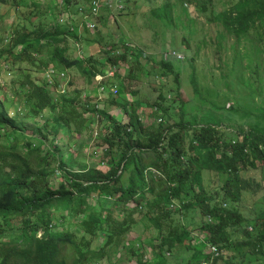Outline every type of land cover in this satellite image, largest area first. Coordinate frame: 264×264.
Segmentation results:
<instances>
[{"label":"trees","instance_id":"1","mask_svg":"<svg viewBox=\"0 0 264 264\" xmlns=\"http://www.w3.org/2000/svg\"><path fill=\"white\" fill-rule=\"evenodd\" d=\"M206 1L204 6L213 7L216 2L222 5L218 20L224 21L239 38L251 33L258 40L264 38V0H236L232 4L228 0ZM23 2L0 0L13 7ZM73 2L64 0V5L68 8ZM185 6H189L188 2ZM166 9L172 10L173 6ZM28 27L16 26L11 46L0 52L10 64L27 62L41 68L38 55L49 51L50 56L68 68L79 67L90 77L98 73L65 52L62 45L74 39L75 28L63 31L62 25L45 24L31 30ZM16 47L21 50L15 52ZM118 47L107 51L103 56L105 63L129 65V50ZM120 50L121 54L115 53ZM39 61L49 65L46 60ZM174 63L161 60L156 66L173 70ZM25 70L18 74L22 80L16 95L31 105V115L38 117L49 110L52 119L45 122L46 134L26 135L21 112L10 116L7 109L0 111V138L4 134L10 139L9 148L0 145V264H86L102 260L113 252L135 221H146L158 230L152 259L144 257L137 248L130 249L136 257L135 264H168L170 255H184L181 250L185 246H189L187 251L195 250L192 260L196 263L203 264L205 259L211 261L208 264L217 263L222 251L233 243L256 248L250 241L255 234L248 229L249 223L264 240V208L253 219L240 207L218 205L211 187L204 184V171L208 169L227 173L228 178L220 187L228 194L225 199L242 202L250 184L242 173L264 165V131L243 128L227 135L217 125L188 119L184 113L179 120L165 124L154 115V121L143 122L138 108L124 109L126 121L101 109V118L92 122L105 120L101 137L110 151L119 152L118 160L107 174H76L68 167V160H64L59 137H63L64 126L69 127L77 119L80 129H88L86 122H91L94 101L79 105L64 96L59 104L55 91ZM80 96L78 93L77 98ZM162 111L170 120L169 106ZM49 134L55 139L52 144ZM109 202L108 207L104 205ZM131 202L133 207L128 206ZM195 209L206 215L200 226L203 237L191 236L192 229L174 217V212L186 215ZM60 222L66 225L61 228ZM100 237L104 242L94 246L93 241ZM209 244L218 246V256L214 257ZM206 247L213 257L205 253L202 258ZM227 264H246V259L229 260Z\"/></svg>","mask_w":264,"mask_h":264},{"label":"rangeland","instance_id":"2","mask_svg":"<svg viewBox=\"0 0 264 264\" xmlns=\"http://www.w3.org/2000/svg\"><path fill=\"white\" fill-rule=\"evenodd\" d=\"M87 1L74 0L68 8L64 0H24L23 5L16 7L0 3V52L11 46L16 26L27 25L31 30L38 24H45L62 25L63 31L75 28L74 39H68L67 45H62L65 52L82 60L84 67L102 74L110 70V64L105 63L103 56L115 45L122 48L125 41L152 55L147 59L134 55L128 59L129 65L116 73L117 78L106 77L102 82L86 76L79 67H66L50 56L49 51L38 55L41 68L27 62L10 64L0 55V111L7 109L10 116L21 112L19 115L27 126L26 135L46 134L48 130L44 125L52 119V113L45 110L40 116H33L29 112L31 105L16 95L22 80L18 74L25 69L55 91L59 104L64 96L71 97L79 105L89 100L93 102L101 92V107L109 115L124 118V121L128 119L124 109L138 108L142 121L148 123L154 121L152 115L158 122L162 120L168 124L179 120L184 113L188 119L206 120L217 125L227 135L243 128L264 131V38L258 40L252 33L240 38L233 34L224 21L218 20L221 4L204 6L206 0H198L199 3L195 0H124V12L103 7L97 16H93L97 28L91 29L77 11L79 4ZM235 1L228 0L230 4ZM185 2L189 6H185ZM168 5L173 9L167 10ZM76 40L80 41L81 50L76 48ZM168 49H175L185 56L182 60L173 59V70L156 66L161 61V53ZM20 50L21 47L14 49L15 52ZM39 60H46L49 65L45 66ZM51 68L54 70L52 83L46 81ZM114 86L119 90L118 95L111 91ZM157 104L159 110L155 112ZM166 105L169 106L170 120L162 111ZM79 120L62 129L59 145L64 160H68V167L76 174L88 171L107 174L118 160L119 152L116 149L110 151L103 143V136L93 138L92 120L86 122L88 129H80ZM104 124L105 120L95 123L100 132ZM48 136L52 138V144L54 136ZM9 140L3 134L0 145L9 148ZM242 175L250 181L242 202L231 203L225 199L228 194L220 187L228 178L227 173L208 169L204 171V184L211 187L212 197L218 205L240 207L246 216L255 219L264 208V165L248 168ZM110 202L104 205L108 207ZM128 206L133 207L134 203ZM174 217L192 229L191 236L203 237L200 226L206 215L202 210L195 209L186 215L177 211ZM249 224L248 229L255 234L250 241L256 244V248L233 243L222 251V258L214 264L240 261L243 257L246 264H264V240L256 235V228L251 230ZM65 225L60 222L61 228ZM69 225L74 227L71 221ZM157 236L158 230L148 222L135 221L131 230L113 247V252L102 260L86 264H135L136 257L130 254L131 248H137L144 257L152 259ZM103 242L100 237L93 241V245L100 246ZM188 248H182L184 255L179 257L170 255L168 264H199L192 260L195 250L187 251ZM203 252L202 258L205 253L211 254L207 247ZM205 262L211 261L205 259L203 264Z\"/></svg>","mask_w":264,"mask_h":264},{"label":"built area","instance_id":"3","mask_svg":"<svg viewBox=\"0 0 264 264\" xmlns=\"http://www.w3.org/2000/svg\"><path fill=\"white\" fill-rule=\"evenodd\" d=\"M103 6H110V7H113L114 6V3L112 0H90V2H88L87 4H84L82 6L79 7V12L81 13V15H83L86 19V22H87V27L91 28V29H94L96 28V23L90 18V17H93V16H97L100 11H101V8ZM115 7L118 9V10H123L124 9V4H123V0H117L115 2ZM76 45L77 47H80V44L78 42H76ZM125 45L127 47H131V44L130 43H125ZM142 57L143 58H146L147 57V53L146 52H142L141 53ZM162 58L166 61L170 60L171 58H177L178 60L180 59H183L184 56L179 53L178 51L176 50H167V51H164L163 54H162ZM120 68L118 65H113L111 66L110 70L108 71V74L107 75H103V74H98L96 76V79L101 81L105 78V76H109V77H113L115 76L116 72L119 71ZM54 70L51 68L49 71H48V75H47V80L48 82L52 83L53 80H52V74H53ZM62 76H65V73L62 72L61 73ZM113 92L114 94H118L119 91H118V88L117 87H114L113 89ZM101 98L102 96L99 95L98 99L96 100V104H95V118L96 119H99L100 118V113H99V110L101 109ZM94 136L95 137H98L99 136V131L97 128H94ZM58 174H60V171H57ZM209 221L212 222L213 221V218L212 217H209ZM252 229V227H251ZM209 249L211 250V252L215 255V256H218L219 253H220V250L218 248L217 245H214V244H209L208 245ZM204 264H208V262H205Z\"/></svg>","mask_w":264,"mask_h":264},{"label":"clouds","instance_id":"4","mask_svg":"<svg viewBox=\"0 0 264 264\" xmlns=\"http://www.w3.org/2000/svg\"><path fill=\"white\" fill-rule=\"evenodd\" d=\"M112 1H113V3H114V6H113V7H110V6H103V7H106V8H107V7H110V8L115 9V10L118 11V12H122V11H124V10L126 9V5H125V3H124V0H123V4H124V9H123V10H118V9L115 7V2H116L117 0H116V1H115V0H112ZM114 1H115V2H114ZM88 2H90V0L87 1V2H84V3H82V4H79L77 11H79V7H80V6H82V5H84V4H87ZM103 7H102V8H103ZM102 8H101V10H102ZM100 12H101V11H100ZM82 16H83V15H82ZM83 17H84V16H83ZM84 18H85V17H84ZM90 18L96 23V28H97V20L94 19L93 17H90ZM84 22H86V19L84 20ZM86 26H87V25H86ZM96 28H94V29H96ZM13 36H14V35H13V33H12V36H11V37L13 38ZM76 42H78V43L80 44V41H79V40H76V41H75V46H76V48H77L78 50H81V45H80V47H77ZM125 43H129V42H127V41L123 42V47H124L125 49L129 50V56H128L129 58H133V56H134L135 54H137V55L139 56V58H141V59H147V58H150L151 55H152V54H149V53L146 52V53H147V57H146V58H143L142 55H141V53H142V52H145L144 50L137 49L136 46H135V47L132 46L131 43H130V44H131V47H127V46L125 45ZM168 50H175V49H168ZM165 51H167V50H165ZM176 51H177V50H176ZM122 52H123V51L120 50V51H117V52H115V53H116V54H121ZM163 52H164V51H163ZM163 52L161 53V58H160V60H164V59L162 58V54H163ZM179 53H180V52H179ZM184 58H185V56H184ZM184 58H183V59H184ZM173 59L178 60L177 58H171L170 60H173ZM180 60H182V59H180ZM164 61H166V60H164ZM113 65H118L119 68H122V67H123V66H121V65H119V64H113ZM113 65H111V66H113ZM111 66H110V68H111ZM117 72H119V71H117ZM117 72H116V73H117ZM102 73H103V72H101V73L98 72V73L95 75V79H96V76H97L98 74H102ZM107 74H108V72H107L106 74H103V75H107ZM115 76H116V74H115ZM115 76H113V77H115ZM106 77H109V76H105V78H106ZM105 78H104V79H105ZM104 79H103V80H104ZM96 80H97V79H96ZM103 80H101V81L98 80V81H99V82H102ZM114 87H116V86H114ZM114 87H113V88H114ZM113 88H111L112 93H114L113 90H112ZM118 91H119V90H118ZM118 94H119V93H118ZM118 94H115V95H118ZM99 95H102L101 92L98 93V95H97V99H98ZM113 95H114V94H113ZM97 99H96V100H97ZM96 100H94V102H93V103H94V106H95V104H96V103H95ZM100 101H101V100H100ZM101 109H103V108L101 107ZM101 109H100V110H101ZM95 110H96V109H94V112H93L92 115H91V117H92L91 120H92V121H93V120H94V121L98 120V119L95 118ZM100 110H99V113H100ZM100 118H101V113H100ZM100 118H99V119H100ZM95 123L98 124L99 122H94V124L91 126V133H92V136H93L94 139H100V137H101V132H100V130H99L98 125H95ZM94 128H97L98 131H99V136H98V137H95V136H94ZM106 149H107V148H106Z\"/></svg>","mask_w":264,"mask_h":264}]
</instances>
